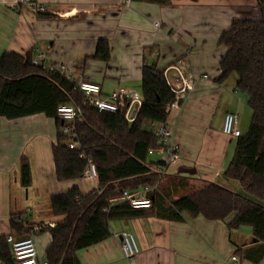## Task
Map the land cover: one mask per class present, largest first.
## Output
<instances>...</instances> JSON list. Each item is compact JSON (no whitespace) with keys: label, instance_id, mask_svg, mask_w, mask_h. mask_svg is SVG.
I'll return each instance as SVG.
<instances>
[{"label":"crops","instance_id":"obj_1","mask_svg":"<svg viewBox=\"0 0 264 264\" xmlns=\"http://www.w3.org/2000/svg\"><path fill=\"white\" fill-rule=\"evenodd\" d=\"M41 5L46 11H38ZM244 17H260L257 0H169L168 4L0 0V56L31 52L34 57L43 51L48 65L76 81L99 84L102 94L120 87L141 93L144 64L163 71L169 84L178 78L175 66L180 60L198 75L207 74L208 78L198 80L184 94L181 104L170 108L166 124L180 145L179 161L165 169L152 166V171L163 173L157 189L172 194L173 200L193 192L191 183L229 185L223 173L233 158L237 139L223 133L224 116L234 112L240 122L241 116L252 118V110L235 74L217 81L226 52L219 38L233 19ZM100 39L108 41L109 61L95 57ZM56 141V121L44 113L16 119L0 116V235L20 238L12 227V219L18 216L29 228L42 223L55 226L63 218L53 215V194L75 186L88 193L97 187L98 179L85 174L76 180H57L52 153ZM155 154L159 158L151 159ZM149 157L153 163L163 159L158 153H149ZM23 158L31 167L28 187L21 182ZM175 180L191 183L183 187L171 182ZM28 193L33 195L34 206L27 202ZM167 208L158 198L145 216L111 220V236L77 251L80 264H237L233 256L240 264H264V242L256 240L251 226L230 230L226 221L187 212L174 219ZM122 231L134 233L138 240L140 252L133 261L125 258L121 239L116 236ZM51 238L49 232L35 237L37 247L43 240L45 253L38 248L42 261H48L46 249Z\"/></svg>","mask_w":264,"mask_h":264},{"label":"trees","instance_id":"obj_2","mask_svg":"<svg viewBox=\"0 0 264 264\" xmlns=\"http://www.w3.org/2000/svg\"><path fill=\"white\" fill-rule=\"evenodd\" d=\"M134 1L169 3V0ZM257 7L259 18H235L219 38L226 52L217 81L223 82L235 74L238 87L248 94L252 110L248 131L236 138L233 158L223 173L226 181H238L245 194L210 182L174 198L166 212L174 219L181 218L183 212L202 214L210 220L226 221L230 230L251 226L256 240L264 242V0H257ZM95 57L110 60L106 39L99 40ZM141 94L142 105L130 122L124 108L115 113L98 112L92 105L84 104L85 96L73 81L57 69L45 70L34 64L31 52L26 56L5 52L0 56V116L16 119L44 113L56 121L57 141L52 153L57 180L84 177L90 162L97 170L98 185L90 192L84 193L75 186L51 196L53 215L63 219L41 231L52 237L46 249L49 264H80L77 251L111 236V220L142 217L153 208L154 204L151 208L134 209L127 201L109 207V200L125 190L149 187L153 190L145 196L154 195V202L161 199L156 190L163 173L152 171V166L166 167L161 161L148 160L149 150L158 145L159 138L156 131L146 126L167 123L176 93L163 71L144 64ZM62 104L82 107L81 116L74 122L79 147L70 148L71 137L63 132L64 122L57 114ZM21 182L24 187L32 182L31 167L25 158L21 162ZM12 227L20 238L31 234V229L15 218ZM0 261L14 264L13 249L5 235H0Z\"/></svg>","mask_w":264,"mask_h":264},{"label":"built area","instance_id":"obj_3","mask_svg":"<svg viewBox=\"0 0 264 264\" xmlns=\"http://www.w3.org/2000/svg\"><path fill=\"white\" fill-rule=\"evenodd\" d=\"M28 0H18V2H25ZM38 11H46L45 6H38ZM160 26L159 23L155 24ZM33 63L39 65L45 70H55L56 67L48 65V55L43 51H38L33 57ZM178 72V78L175 82L170 83L172 90L176 93V100L171 104L176 107L179 101L184 97L187 91H190L200 79L208 78L207 74L198 75L195 71L188 69L187 64L180 60L175 66ZM75 83V88L84 94V104H90L97 109L98 112H112L115 113L120 109H125V117L130 122L133 121L140 109L143 102L141 93L129 89L127 87H120L111 91L108 94H102V89L99 84L89 83L86 81H76L70 76H67ZM58 117L64 122L63 132L70 135L69 141L70 148L79 147V142L75 140L74 122L81 116V105L62 104L57 109ZM222 131L225 135L231 138H238L242 135L239 128V117L234 112H227L224 116ZM156 135L159 138L158 145L150 148L149 153H158L163 157L162 163L167 168L176 164L181 156L180 145L175 141L173 131L167 124H160L157 126ZM83 156V154H81ZM87 177L97 179V170L95 165L90 162L89 166L84 173ZM153 189L145 187L142 190L129 191L125 190L120 196L109 200V207L116 203L127 201L134 209H147L151 208L154 204V195L152 197L145 196ZM105 208V211L109 210ZM17 222H23L20 216L16 217ZM52 226L47 223L33 225L30 227L31 234L24 238L15 239L12 235L7 237L13 249L14 264H49L48 261H42L39 258V251L36 243V235L42 229ZM121 239V246L124 256L129 261H133L140 252V246L134 233L130 231H122L116 234ZM232 260L240 264L236 256Z\"/></svg>","mask_w":264,"mask_h":264},{"label":"rangeland","instance_id":"obj_4","mask_svg":"<svg viewBox=\"0 0 264 264\" xmlns=\"http://www.w3.org/2000/svg\"><path fill=\"white\" fill-rule=\"evenodd\" d=\"M250 122H251V118H245V117H243V116H241L240 117V122H239V128H240V130L243 132V133H246L247 131H248V128H249V126H250ZM148 129H150V130H153V131H156V129H157V126L156 125H147L146 126ZM151 157V159H156V158H159V156H157L156 154L155 155H153V156H150ZM149 157V158H150ZM164 181H165V178L163 179V182L162 183H164ZM176 181V182H175ZM174 182L173 181H171L174 185L175 184H182L183 185V187H184V183H185V185H188V184H190L191 182H186V180H175ZM179 181V182H178ZM170 182V183H171ZM206 184H201V183H191L190 184V186H189V188L190 189H193L194 191L195 190H198V189H201V188H203L204 186H205ZM228 187L229 188H231L232 190H234V191H236V192H238V193H240V194H242V191H239L240 189H241V186H240V184H239V182L238 181H235V180H232V181H230L229 182V185H228ZM160 188H158L157 190H156V192H157V194L158 195H160L161 196V201H163L167 206H170V203H171V201H172V194L169 196L168 194H162V192L160 193ZM164 190V189H163ZM192 190V191H193ZM25 192H26V190H25ZM181 192H178V194H180ZM25 195H26V193H25ZM244 195V194H243ZM28 200H27V202L29 203V205H31V206H34V204H33V202L32 201H34V199H33V195L32 194H30L29 195V193H28ZM42 238V237H41ZM43 240H40V242H39V244H38V248H39V251L41 252V253H45V249H43L44 248V245H43Z\"/></svg>","mask_w":264,"mask_h":264}]
</instances>
